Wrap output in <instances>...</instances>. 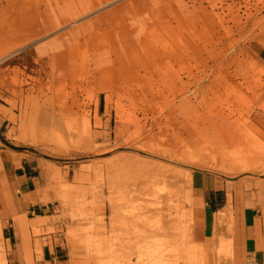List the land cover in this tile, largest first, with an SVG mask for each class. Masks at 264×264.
Returning a JSON list of instances; mask_svg holds the SVG:
<instances>
[{"label":"rangeland","instance_id":"1","mask_svg":"<svg viewBox=\"0 0 264 264\" xmlns=\"http://www.w3.org/2000/svg\"><path fill=\"white\" fill-rule=\"evenodd\" d=\"M74 10L49 17V52L0 45V167L7 151L39 158L53 209L15 220L22 262L53 235L62 264H230L231 213L194 239L192 182L264 197V0H49L50 15ZM46 110L68 133L34 128ZM197 115L224 119L237 156L212 155ZM10 255L0 224L1 264Z\"/></svg>","mask_w":264,"mask_h":264},{"label":"crops","instance_id":"2","mask_svg":"<svg viewBox=\"0 0 264 264\" xmlns=\"http://www.w3.org/2000/svg\"><path fill=\"white\" fill-rule=\"evenodd\" d=\"M86 5L79 9L81 14L87 12ZM76 15L75 10L67 14V18L63 12L52 11L50 15L49 0H0V24L4 30L0 45L11 47L10 52L17 51V54L27 49L21 47L35 45L44 39L46 43L42 50L49 52V17L58 23L62 19L71 21ZM40 180L39 158L16 151H7L1 157L0 224L2 239L11 254L8 264H25L15 220L20 217L27 221L52 217L50 203L40 201ZM214 184V180L204 174L193 177V212L199 221L194 229V239L203 241L207 237L208 221L214 223L215 214L231 213L233 228L228 234L232 246L230 264H264V197L258 201L248 200L250 194L234 186L228 198L227 187ZM217 194L222 195L219 205L215 201ZM31 246L34 264H62L67 256L65 248L53 235H49V245H42L40 255L35 254L34 240Z\"/></svg>","mask_w":264,"mask_h":264},{"label":"bare ground","instance_id":"3","mask_svg":"<svg viewBox=\"0 0 264 264\" xmlns=\"http://www.w3.org/2000/svg\"><path fill=\"white\" fill-rule=\"evenodd\" d=\"M166 84H168V83H166ZM160 85H161V83H160ZM193 113V112H192ZM64 114V113H63ZM63 114L61 113V114H58L55 110H50V112L49 111H43L42 112V118H39V122L36 124L35 122V124H36V126L34 127V128H38L39 129V127L41 128H45V127H47L48 128V126H49V128L51 129H49L54 135H56V133H59V135L60 134H66V133H68V131H66V121H65V117L63 116ZM38 115V114H37ZM36 115V116H37ZM194 116V115H193ZM198 116L199 115H197L196 116V122L195 123H197V121L198 122H200L199 124H200V126H205V127H209L211 130H210V132H206V133H204L203 134V132H202V135L203 136H201V137H199V140L201 141V140H203V142H205V143H208L209 145L208 146H210V148H211V152H212V155L213 156H217V155H219L224 161H226V159H228L229 160V158L231 157L230 155H232V154H234V157H235V155L237 156V154H238V150L239 149H233V151H232V149H231V147H234V145H236L237 143H238V140H236V138L235 137H233L232 136V134H229L228 132H229V129H228V127L226 126V122L224 121V119L223 120H217L216 122H212V123H205V121H204V117H201V119L200 118H198ZM38 118V117H37ZM36 118V119H37ZM35 119V118H34ZM35 119V120H36ZM206 124V125H205ZM194 126V125H193ZM197 126V125H196ZM192 127V126H191ZM204 127V128H205ZM196 129V128H195ZM34 130V129H33ZM36 131V130H35ZM46 131H47V129H46ZM180 131V130H179ZM234 131V130H233ZM237 132H239V131H237ZM38 133H43V135H44V133L46 134V132H38ZM51 133V134H52ZM50 134V135H51ZM52 134V135H53ZM178 134V133H177ZM183 134V133H182ZM238 134V133H237ZM51 135V136H52ZM58 135V134H57ZM180 135V134H179ZM190 136V135H189ZM57 137V136H56ZM62 138V137H61ZM180 138V137H179ZM191 138V137H190ZM177 141V140H176ZM179 141V140H178ZM181 142H183V141H181ZM207 146V147H208ZM230 149H231V152H230ZM208 150H210V149H208ZM206 151V150H205ZM259 151V150H258ZM215 154V155H214ZM228 156H230V157H228ZM240 156V155H239ZM233 157V156H232ZM242 159V158H241ZM231 160V159H230ZM235 161V159L234 158H232V160L230 161V162H232V161ZM238 160V159H237ZM5 161V160H4ZM235 162H237V161H235ZM232 163H234V162H232ZM248 168V167H247ZM239 170V169H238ZM237 170V171H238ZM225 214V213H224ZM226 215V214H225ZM224 217V216H223ZM19 223V225L21 226V227H23V226H26V221H23V220H21L20 222H18ZM223 248H224V253H223V255H226L227 257H229V259L231 258V255H232V250H231V243L229 242V243H224L223 244ZM0 264H1V262H0ZM208 264V263H207Z\"/></svg>","mask_w":264,"mask_h":264},{"label":"built area","instance_id":"4","mask_svg":"<svg viewBox=\"0 0 264 264\" xmlns=\"http://www.w3.org/2000/svg\"><path fill=\"white\" fill-rule=\"evenodd\" d=\"M188 2H194L195 0H187Z\"/></svg>","mask_w":264,"mask_h":264}]
</instances>
